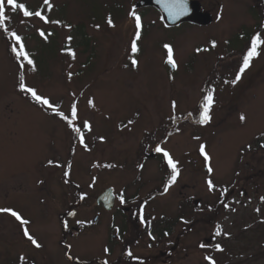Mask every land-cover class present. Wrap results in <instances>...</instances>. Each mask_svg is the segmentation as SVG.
Instances as JSON below:
<instances>
[{"label":"rangeland","instance_id":"obj_1","mask_svg":"<svg viewBox=\"0 0 264 264\" xmlns=\"http://www.w3.org/2000/svg\"><path fill=\"white\" fill-rule=\"evenodd\" d=\"M140 1L49 0V11L44 0H17L58 24L6 5L0 209L27 219L41 247L15 217L0 213V264H209L206 256L216 264H264V45L236 81L251 40L264 39V0H192L211 22L173 28L154 7L138 8ZM12 31L35 71L12 51L19 47ZM21 76L65 115L77 107L73 126H92L81 129L87 150L66 121L20 89ZM209 92L214 104L205 124ZM157 147L178 161L170 186L172 172ZM108 189L116 199L110 212L97 205Z\"/></svg>","mask_w":264,"mask_h":264},{"label":"snow or ice","instance_id":"obj_2","mask_svg":"<svg viewBox=\"0 0 264 264\" xmlns=\"http://www.w3.org/2000/svg\"><path fill=\"white\" fill-rule=\"evenodd\" d=\"M44 3H45V5H47L48 10L51 11L52 5L49 2V0H44ZM6 5L11 9V11L13 13L18 12V11L22 12L24 17H28V18L38 17L40 20L44 21L45 23H54V24L60 23L59 21H55V20L49 21L47 16L42 15L41 11H39V10L30 11L24 3H18L17 0H0V28H3L5 32L9 31V29L6 27V22H8L10 20V17L6 14ZM165 7L169 10L170 13L175 11L176 15H180L182 13L187 12L186 0H170V2L165 3ZM131 15L135 19L137 29H140L141 28V17L136 15L135 11H133L131 13ZM107 23L111 27L115 26L110 17L107 20ZM97 27H99V26H97ZM10 35L14 38L16 43L19 45L18 48L17 47L12 48V51L16 54V57L23 60V61H26L27 64L29 66H31L32 71H35V63H34L33 59L30 58L29 53L25 50V45L22 42L21 36H19L15 31L10 32ZM40 35L44 36L45 33L43 31H41ZM68 39L71 40V37H69ZM139 39H140V32L137 31L136 36H135V38L131 44L132 53H136L139 50L137 43H136V41H138ZM262 45H264V39H262L259 34L255 35L254 38L251 40L250 49L247 51V54L243 57L242 67L239 69V72L236 76V81H238L241 78V76L243 75L244 71L251 66V61L254 58H257L261 54L260 48ZM164 47L167 49V52H168L167 63H169L173 68H176L177 64L173 59L172 47L170 45H165ZM212 47L213 48L216 47L215 42H212ZM70 54H71L72 58L75 59V52L74 51L70 52ZM131 62L133 65H137V63H138L137 60H135V59H132ZM24 67H25L24 63L19 64V68L21 70H23ZM20 89L24 92L31 93V96L38 103L46 105L48 108L52 109V111L55 113L56 116L60 117L64 121H66L67 124L72 128V131L74 133H76V135L78 136L80 143L84 146V148L86 150L88 149V145L85 143L84 134H83L81 129L86 128L89 132H91L92 126L86 120L82 121L81 125L79 127L73 126L74 121H76L78 119V110H77V107L75 105H73L71 108L70 117L65 115L63 112L57 110L56 106H54L52 103H50L49 99L42 98L40 95L37 94V91L35 89L27 87L24 83V77L23 76L20 77ZM89 103L92 104V106L94 107V104L92 101H89ZM213 104H214V97H213L212 93L209 92L205 96L204 103L202 106L203 107V112L201 115V122L202 123L206 124V123L210 122V120H211L210 112H211ZM175 107H176L175 102H173V108H175ZM240 119H241V121H243L245 119V117L242 115L240 117ZM130 123H131V121H130ZM155 151L163 153L164 158H166V163H167L168 167H170V169H171L172 176H171V180H170V184H169V186H170L171 184L176 182L177 178L180 175V170L178 168V161H174V159L172 158L170 153L168 151L160 148V147H157L155 149ZM200 152L202 154H204L205 160L210 159L208 154L205 152V147L203 145H201V147H200ZM53 163L54 162L49 161V164H53ZM56 166H60V165H56ZM106 167H111V165H106ZM212 171H213V169L211 168V166H209L208 172L212 173ZM68 175H69V173L66 171L65 176H68ZM207 185H208V188L210 191L213 190L215 187V185L213 184V181L211 179L207 180ZM165 191H167V188L165 189ZM224 191L226 192L227 190L225 189ZM261 200L264 201V197H262ZM123 202H124L123 197H121V203H123ZM225 207H227V204H225ZM232 211H235V209H232ZM257 211H259V209H257ZM0 213H9L13 217H15L16 220L19 221L22 226H25L23 228V232H24V235L27 237V239L30 240L32 242V244L35 245L37 248L41 247V245L33 238V236L29 234V230L26 226L30 222L27 219L22 218L19 213H17L16 211H14L12 209H6V208L0 209ZM216 235H220L219 230H217ZM200 247L204 248V247H206V245L201 244ZM216 249L223 251V249L221 248V246L219 244L216 245ZM105 251H108V250L105 249ZM129 255H131V253H129ZM69 259H72V257H69ZM205 259L209 261V264H216V262L210 256H206ZM104 264H107V261H104Z\"/></svg>","mask_w":264,"mask_h":264},{"label":"water","instance_id":"obj_3","mask_svg":"<svg viewBox=\"0 0 264 264\" xmlns=\"http://www.w3.org/2000/svg\"><path fill=\"white\" fill-rule=\"evenodd\" d=\"M170 0H141L138 3V8L154 7L162 16L164 25L167 28L175 27L183 23H192L195 25H208L211 20L208 15L201 14L200 5L197 2L186 0L187 12L180 15H176L175 11L172 13L165 7V3ZM168 66L175 70L170 64ZM97 205L102 206L106 211L110 212L115 207V194L114 189H108L104 191L97 198ZM97 220V219H96Z\"/></svg>","mask_w":264,"mask_h":264},{"label":"trees","instance_id":"obj_4","mask_svg":"<svg viewBox=\"0 0 264 264\" xmlns=\"http://www.w3.org/2000/svg\"><path fill=\"white\" fill-rule=\"evenodd\" d=\"M81 33V32H80ZM82 34V33H81ZM85 35L83 34V37H84ZM171 228V227H170ZM166 232V233H165ZM163 233H165V234H168L169 232L168 231H163ZM127 253V252H126ZM128 255V254H127Z\"/></svg>","mask_w":264,"mask_h":264},{"label":"flooded vegetation","instance_id":"obj_5","mask_svg":"<svg viewBox=\"0 0 264 264\" xmlns=\"http://www.w3.org/2000/svg\"><path fill=\"white\" fill-rule=\"evenodd\" d=\"M192 1V0H191ZM200 9H201V6H200ZM201 12V11H200ZM159 13V12H158ZM160 14V13H159ZM201 14H202V12H201ZM162 19V18H161ZM162 23H164L163 21H162ZM164 27H166L165 25H164ZM177 27V26H176ZM173 28V27H172ZM169 63H167V65H168Z\"/></svg>","mask_w":264,"mask_h":264}]
</instances>
